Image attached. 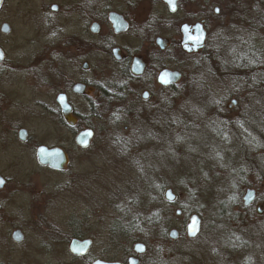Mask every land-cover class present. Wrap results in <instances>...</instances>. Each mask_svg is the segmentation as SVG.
I'll list each match as a JSON object with an SVG mask.
<instances>
[{
  "label": "flooded vegetation",
  "instance_id": "flooded-vegetation-1",
  "mask_svg": "<svg viewBox=\"0 0 264 264\" xmlns=\"http://www.w3.org/2000/svg\"><path fill=\"white\" fill-rule=\"evenodd\" d=\"M35 1L16 0V7L21 19L26 21L34 18L37 25L42 26L40 31L45 33V38L40 42L41 51L29 56H25V51L23 55L11 58L10 53L0 46L3 53L0 63V133L4 140L11 137L16 143L28 146L32 141L30 133L34 132L25 127L24 120L31 121V117H37L38 120H46L51 124V133L59 134V142L48 145L34 142L30 149L35 150L37 163L39 147L62 148L66 153L68 164L64 171L51 170L39 163L38 165L54 173L71 175L67 186L70 197L69 218L63 226L65 229L56 225L46 212L38 210L34 213L36 215L33 221L31 216L26 220L23 214V219L9 222V217L12 218L13 214L6 208L11 200H1L0 233L7 222L12 233L11 242L8 235L0 234V264H10V246L19 247L25 244L27 232L23 225L30 221L36 241L35 246H32L34 248L30 249L35 251H32L33 254L29 252V257L20 264H62L56 254L59 248L65 246L68 247L69 256V262L65 264H95L99 261L110 264H163L164 260L159 262L158 257L161 258L165 252L163 247L170 240V230L163 227V231H160L162 227L159 225H133V211L139 210L133 201L121 202L124 207L114 209L108 226L101 224L95 228L90 227L94 217L93 210L88 206L90 196L86 191L77 192L89 180L80 175L76 176L71 171V158L65 143L72 144L75 136L76 145L79 133L92 130L94 138L87 149L76 145L82 151L92 147L98 137L95 127L87 122L92 113L99 120L107 119L109 127H112L108 129L109 133H131L130 138H127L131 145L124 144L120 147L125 155L133 156V153H137L133 148V133L141 131L139 124L136 127L133 124L134 120L145 112L151 113L162 108H166L168 112V96L160 97L152 102L153 105L149 104L153 87L171 91L188 80L182 87L184 95L188 98L192 95L198 97L193 92L196 81L192 78L193 67L188 65L191 61L196 67L201 63H214L223 71L220 80L224 78L227 83L230 81L231 85L238 88L242 87L237 81L239 68H249L252 62L263 73L264 65L255 61L264 57V46L259 45H264V0H69L60 6H46L44 11L47 10L50 15H42V12L33 15ZM7 2L8 0H4L0 13ZM142 9L146 11L143 17L140 13ZM4 24L9 25L5 21L1 27ZM224 31H236L238 48L229 54L242 57L243 67L233 69L234 65L227 64L229 57L226 44L222 50L217 49L216 44L209 47L211 40L214 43L221 41ZM10 34L11 31L3 35ZM158 41L160 45L157 44ZM31 42L29 40V44ZM240 47L244 49L239 50ZM174 55L180 57V60L175 67L169 68L166 62H173L171 57ZM93 67L96 69L93 70ZM133 69L142 70V73L135 75ZM164 70L178 72L181 80L168 87L161 86L157 78ZM92 72L98 73L94 82L89 80ZM145 77L148 79H144ZM230 97L225 113L215 109L213 115H210L211 109L208 114L197 108L200 116H205L203 119L207 121L212 118L213 121L210 122L216 125L214 128L217 133L231 132L223 126L226 123V127H229L230 124V121H225L224 116L227 117L226 114H230L240 100L233 95ZM59 98H63L71 109L68 117L58 103ZM186 100L187 98L184 99ZM211 101V107L216 105L217 99L213 97ZM232 101L236 103L229 109ZM68 118L75 122H69ZM190 121L195 123L197 118ZM180 123L183 124V121ZM157 125V133H167L162 121ZM130 170L133 178L137 179L134 175L138 173L133 172L131 167ZM3 179L6 184L0 193L8 185V180L4 177ZM167 190L172 189L168 188L165 192ZM174 195L176 201L170 204L165 200L164 193V205L174 208L178 199L175 193ZM40 198L36 206L43 210L54 202L52 196L38 195V199ZM127 217H130V223L126 221ZM121 220L126 223L118 227L113 225L115 221ZM17 231L20 233V242L13 240V234ZM133 233H162L167 241L161 242L157 237V243L160 241L157 246L159 254L148 257L154 245H151V239L139 235L133 241ZM73 241L90 242L85 256L71 253ZM137 244L143 247L142 252L135 251ZM42 251L47 253L46 258L39 257ZM11 264L18 263L14 261Z\"/></svg>",
  "mask_w": 264,
  "mask_h": 264
},
{
  "label": "rangeland",
  "instance_id": "rangeland-1",
  "mask_svg": "<svg viewBox=\"0 0 264 264\" xmlns=\"http://www.w3.org/2000/svg\"><path fill=\"white\" fill-rule=\"evenodd\" d=\"M68 1L36 0L33 15L40 12L42 15H50L47 10L44 11L46 6L52 4L60 6ZM145 12V9L140 11L142 17ZM18 14L16 0H8L0 13V27L6 21L11 27V34L5 36L0 33V46L10 53L11 58L23 55L25 51V56L36 55L41 51L40 42L45 38V33L40 31L42 26L37 25L34 18L25 21ZM59 18L64 22L62 17ZM237 36L236 31H224L220 37L221 41L214 43L211 40L209 44V47L216 44L219 50H222L226 44L229 58L225 60L227 64L234 65L233 69L243 67L242 57L229 54L238 48ZM29 40L32 41L30 44ZM259 45L264 46L262 43ZM243 49V47L239 48V50ZM171 58L174 63L166 62L169 68L175 67L180 60L177 55ZM259 61L264 65V57L255 62ZM192 64L191 61L188 65L193 67L192 78L196 81L193 92L198 97L192 95L188 98L184 95L182 87L188 80L171 91L153 87L149 104L153 105L152 102L155 100L168 96V112L166 108H162L151 113L145 112L134 120L133 124L135 127L139 124L141 131L133 133V148L137 151L133 156L125 155L120 147L124 144L131 145L128 144L127 139L130 138L131 133H109V128L112 127H109L107 119L99 120L90 113L87 122L95 127L98 133L92 147L87 151L78 149L74 142L75 136L72 144L65 143L71 158V171L74 175L89 180L85 183L86 188L84 185L77 189V192L86 191L90 196L88 206L93 210L94 216L90 227L95 228L101 224L108 226L114 209L124 207L121 202L133 201L145 221L146 217L163 205L161 202L164 201L165 190L170 188L178 198L173 213L177 210L183 212L180 217L176 216L175 221L170 219V224L174 225L172 228L177 229L180 236H183L190 215L195 213L202 221V228L204 225L209 232L204 234L201 228L197 238L186 239L180 243L169 239L167 241L164 236L162 237V233L139 234L140 237L148 236L151 245L154 244L148 257H152L153 254L157 256L158 243L165 240L168 242L163 247L165 252L162 257L160 254L161 258L158 257L159 262L164 260L163 264H264V180L258 183L256 176L253 178L247 174L242 185L234 184L227 179L224 171L216 170L224 166L221 160L225 157L230 162L231 154L226 156L224 151L223 156H220V150L225 146L224 141L230 142V133H217L214 128L216 125L207 122L213 121L212 118L206 121L203 119L205 116H200L198 112V109H201L210 114L211 109L210 115H213L214 110L218 109L225 113L226 105L230 103V95H233L240 102L231 111V115L226 114L228 116H224V119L230 121L229 123L239 121L249 110L247 94L242 93V88L231 85L230 81L227 83L224 78L220 80L223 71L221 72L214 63H201L197 67ZM95 69L93 67V70ZM97 74L91 73L90 82L97 79ZM142 83L143 81L140 82ZM213 97L217 102L211 107ZM186 98L187 100L184 101ZM195 118H197L195 125L198 127L194 128L192 131L194 133H177L181 129V121L187 125L186 122L189 120L190 124H193L190 119ZM160 121L164 123L167 133H157L155 130ZM24 125L34 132L30 133L32 141L28 146L16 143L11 137L4 140L0 133V174L8 180L7 188L0 193V201L11 200L6 208L13 214L12 218L9 217V222L23 219V214L26 220L31 216L33 221L36 215L34 213L38 210L43 211L42 213L46 212L56 225L65 229L63 226L69 218L70 197L67 186L71 175L42 169L36 161L35 150L30 149L34 142L47 145L58 143L60 136L51 133L53 128L49 122L38 120L37 117H31V121L24 120ZM122 127L123 125L121 130ZM186 149L188 152H185ZM128 165L133 168V172L138 173L134 175L137 179L133 178ZM247 189L256 191V202L250 208H245L242 202ZM38 195L52 196L54 202L43 210L36 206L38 200L42 198L38 199ZM221 204L229 207L225 208V215L219 211ZM258 208L262 212L260 215L257 213ZM216 215L218 217H215ZM31 221L23 225L27 232L25 244L19 247L10 246L11 251L8 256L10 264L14 261L20 264L23 259L29 257V252L33 254L32 251H35L30 249L34 248L32 246L36 243ZM166 221L168 222V217ZM165 224L166 222L163 225ZM211 224L214 226L211 227ZM163 225L160 231L166 227ZM11 233V226L7 222L0 234L8 235L11 242ZM157 237L160 238L158 243ZM67 248L65 246L57 250L56 256L62 264L69 262ZM39 257L46 258L47 253L42 251Z\"/></svg>",
  "mask_w": 264,
  "mask_h": 264
},
{
  "label": "trees",
  "instance_id": "trees-1",
  "mask_svg": "<svg viewBox=\"0 0 264 264\" xmlns=\"http://www.w3.org/2000/svg\"><path fill=\"white\" fill-rule=\"evenodd\" d=\"M253 67L254 66L252 62H250L249 68L244 67L238 69L240 75L238 76L237 81L242 86V93L247 94V106L249 110L241 120H236L233 123L228 124L229 127H226V123L223 124V126L231 130V132L229 135L230 142L226 143V141H224L225 146H223L220 150V156H223L222 153L225 151L224 154L226 156L227 154H231V159H229L230 162H228L225 157L223 160H221L224 166L216 169L217 171H224L226 173L227 179H229L234 184L240 185H242L244 178H247V174L253 178L256 176L258 183L264 180V159L262 160V158H264V72L261 73L258 71L257 67ZM186 123L187 125L181 124V129L177 133H194L192 131L195 127H198L195 125V123ZM180 135L181 134H179V136ZM185 152H188L187 149ZM161 203L164 207L161 205L157 211L146 217L145 221L142 218L141 213L134 210L133 225L141 224L161 226L166 222V224L163 226H166L165 228L167 229H173L172 227L174 225L170 224V219H174L175 221L177 219L176 213H173L172 207L164 205L163 202ZM226 206L227 205L221 204L219 211L222 215H225V208H229ZM167 217L168 222L166 221ZM215 217H218V215ZM126 221H129L130 223V217H127ZM126 221H115L113 225L118 227L124 225ZM210 226L212 227L214 224H211ZM202 231L204 234L205 232H209V230L204 225ZM124 235L127 236V234ZM182 235L183 236H180L178 241L175 243H180L187 239L185 234ZM135 236H139V233H133V241Z\"/></svg>",
  "mask_w": 264,
  "mask_h": 264
},
{
  "label": "water",
  "instance_id": "water-1",
  "mask_svg": "<svg viewBox=\"0 0 264 264\" xmlns=\"http://www.w3.org/2000/svg\"><path fill=\"white\" fill-rule=\"evenodd\" d=\"M4 0H0V10L2 8ZM10 27L7 24H4L1 27V33L3 34H9L10 33ZM157 44L160 45L159 41ZM3 58V53L2 50L0 49V63ZM133 73L135 75H140L142 73V70L136 71L133 69ZM181 80V75L178 72H173L170 70H164L162 71L158 78L157 82L163 87H168L173 84H177ZM59 105L62 107L63 112L65 116L68 117V115L71 113V109L69 106H67L64 102V99L59 98L58 100ZM235 101H232L231 104L229 105V109L233 108V105L235 104ZM69 122H72L68 118ZM94 138V133L92 130H85L81 133H79L76 137V145L82 149H87ZM23 137H21V140ZM37 160L38 163L43 166V167H48L51 170L55 171H64L67 167L68 164V158L66 153L62 148H53V149H48L46 147H39L37 150ZM6 184V181L3 179V177L0 175V191L4 189ZM165 200L168 201L169 203H175L176 201V196L173 194L172 190H167L165 192ZM256 200V191L253 189H247L244 193V196L242 198L243 206L245 208L251 207ZM257 213L260 215L262 212L260 209H257ZM176 215L179 217L181 216V211H177ZM186 235L189 239L193 240L198 237L201 231V219L197 214H192L189 217L188 223L186 224ZM169 238L172 241H176L179 238V232L177 230H171L169 232ZM13 240L15 242H20V233L17 231L13 234ZM90 246V242H78V241H73L70 247V251L72 254L77 255V256H85L88 252ZM143 247L139 244L135 246V251L136 252H142ZM95 264H110V263H105V262H96ZM118 264V263H114Z\"/></svg>",
  "mask_w": 264,
  "mask_h": 264
}]
</instances>
